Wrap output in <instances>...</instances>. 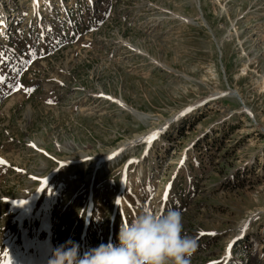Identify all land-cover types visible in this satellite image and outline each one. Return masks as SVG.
<instances>
[{"label": "rangeland", "instance_id": "obj_1", "mask_svg": "<svg viewBox=\"0 0 264 264\" xmlns=\"http://www.w3.org/2000/svg\"><path fill=\"white\" fill-rule=\"evenodd\" d=\"M0 161V264L167 208L189 264H264V0H0Z\"/></svg>", "mask_w": 264, "mask_h": 264}, {"label": "clouds", "instance_id": "obj_2", "mask_svg": "<svg viewBox=\"0 0 264 264\" xmlns=\"http://www.w3.org/2000/svg\"><path fill=\"white\" fill-rule=\"evenodd\" d=\"M196 248V239L182 234L180 211L145 210L119 226L115 243L81 252L67 240L52 249L47 264H189Z\"/></svg>", "mask_w": 264, "mask_h": 264}, {"label": "bare ground", "instance_id": "obj_3", "mask_svg": "<svg viewBox=\"0 0 264 264\" xmlns=\"http://www.w3.org/2000/svg\"><path fill=\"white\" fill-rule=\"evenodd\" d=\"M227 93L229 94H232L233 92H230L228 91ZM235 95V94H234ZM124 144V143H123ZM130 146V143H125L123 145V149L126 148V147H129ZM120 151V150H119ZM117 154V153H116ZM113 156V155H112ZM83 157V156H82ZM84 158V157H83ZM105 158V157H103ZM98 159V158H97ZM37 194L36 191H35V194L29 196L27 199L24 200V203L21 204V203H18V207H19V210H18V213L16 214L15 218H14V221H17L18 224H20L21 220L24 219V217H26L25 215L27 214L26 210L27 208H29V206L32 205V201L35 200V198L37 197ZM15 205V204H14ZM32 264V262H30Z\"/></svg>", "mask_w": 264, "mask_h": 264}, {"label": "snow or ice", "instance_id": "obj_4", "mask_svg": "<svg viewBox=\"0 0 264 264\" xmlns=\"http://www.w3.org/2000/svg\"><path fill=\"white\" fill-rule=\"evenodd\" d=\"M181 115H183V113H181ZM157 135H158L157 132L152 133V134L149 136V138H148V142H150L152 139H155ZM0 163H3V161H0ZM20 203L23 204L24 202L21 201ZM200 235H204V233H201Z\"/></svg>", "mask_w": 264, "mask_h": 264}]
</instances>
